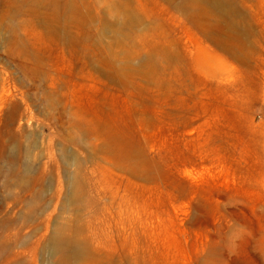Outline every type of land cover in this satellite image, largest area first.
Instances as JSON below:
<instances>
[{
  "label": "rangeland",
  "instance_id": "374dc122",
  "mask_svg": "<svg viewBox=\"0 0 264 264\" xmlns=\"http://www.w3.org/2000/svg\"><path fill=\"white\" fill-rule=\"evenodd\" d=\"M218 1L0 0V264H264V0Z\"/></svg>",
  "mask_w": 264,
  "mask_h": 264
},
{
  "label": "bare ground",
  "instance_id": "6f19581e",
  "mask_svg": "<svg viewBox=\"0 0 264 264\" xmlns=\"http://www.w3.org/2000/svg\"><path fill=\"white\" fill-rule=\"evenodd\" d=\"M210 3L220 5L218 0H208ZM224 1V0H223ZM48 248L51 252H58L63 257L77 255L81 249L75 243L63 238L58 232H54L48 240ZM7 257V256H6Z\"/></svg>",
  "mask_w": 264,
  "mask_h": 264
}]
</instances>
